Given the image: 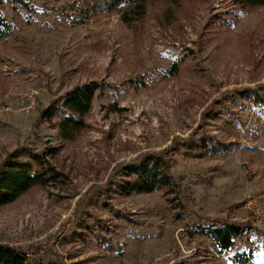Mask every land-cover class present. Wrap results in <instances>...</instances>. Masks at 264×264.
Listing matches in <instances>:
<instances>
[{"label": "rangeland", "instance_id": "obj_1", "mask_svg": "<svg viewBox=\"0 0 264 264\" xmlns=\"http://www.w3.org/2000/svg\"><path fill=\"white\" fill-rule=\"evenodd\" d=\"M102 1L3 0L0 167L53 148L60 175L0 205V244L41 264H264V6ZM90 82L86 127L61 140L60 114L41 113ZM207 136L234 149L200 155ZM150 155L169 187L125 193L126 167ZM228 224L243 231L222 251L209 230Z\"/></svg>", "mask_w": 264, "mask_h": 264}, {"label": "trees", "instance_id": "obj_2", "mask_svg": "<svg viewBox=\"0 0 264 264\" xmlns=\"http://www.w3.org/2000/svg\"><path fill=\"white\" fill-rule=\"evenodd\" d=\"M146 0H103L102 5L109 10L121 8L124 5H133L140 15L143 12ZM2 3L0 0V40L8 30V23L2 14ZM242 11L245 7L264 6V0H235ZM178 64L174 63L169 69V75L178 72ZM99 84L90 82L82 86H75L68 90L53 106H49L41 113L43 120L52 121L56 114L59 118L52 123V128L57 131L61 140L70 141L86 127L84 116L89 112L96 90ZM261 109L258 112L259 119H264V92L257 94L254 99ZM200 155H215L223 151L234 149L230 145L217 141L212 137L202 138ZM55 149L50 148L47 153L31 154V160H20L8 157L0 167V205H5L16 200L20 195L35 186H47L56 182L60 173L53 168L45 158L47 154L53 155ZM35 165V166H34ZM32 170V171H31ZM124 173L131 177L125 182L123 191L131 192H153L158 189L168 188L171 176L168 172L167 163L160 156L150 155L141 162L127 166ZM243 229L235 224L225 226L217 225L210 228L209 234L215 240L217 246L222 250H228L234 244V240L242 233ZM232 263L250 264V253H236L231 257ZM0 264H41L31 259L29 252L18 247L0 244Z\"/></svg>", "mask_w": 264, "mask_h": 264}, {"label": "built area", "instance_id": "obj_3", "mask_svg": "<svg viewBox=\"0 0 264 264\" xmlns=\"http://www.w3.org/2000/svg\"><path fill=\"white\" fill-rule=\"evenodd\" d=\"M28 102H29V103H32L30 99L28 100ZM23 103H25V102H24V101L21 102V103L19 104V106L24 108V104H23ZM29 106H30V105H28V106H26V107H29ZM248 205H251V206L253 207L254 202L251 200V201L248 202Z\"/></svg>", "mask_w": 264, "mask_h": 264}]
</instances>
